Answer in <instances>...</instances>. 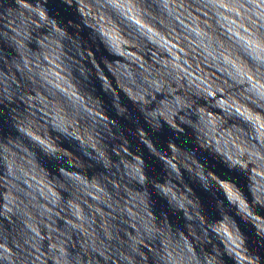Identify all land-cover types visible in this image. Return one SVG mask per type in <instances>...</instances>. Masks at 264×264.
Returning a JSON list of instances; mask_svg holds the SVG:
<instances>
[{
	"label": "clouds",
	"instance_id": "obj_1",
	"mask_svg": "<svg viewBox=\"0 0 264 264\" xmlns=\"http://www.w3.org/2000/svg\"><path fill=\"white\" fill-rule=\"evenodd\" d=\"M261 216L264 0H0V264H264Z\"/></svg>",
	"mask_w": 264,
	"mask_h": 264
}]
</instances>
